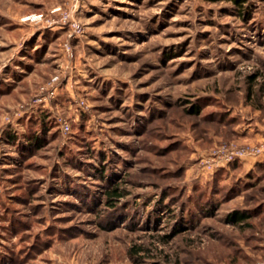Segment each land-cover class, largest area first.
I'll list each match as a JSON object with an SVG mask.
<instances>
[{
    "label": "rangeland",
    "instance_id": "1",
    "mask_svg": "<svg viewBox=\"0 0 264 264\" xmlns=\"http://www.w3.org/2000/svg\"><path fill=\"white\" fill-rule=\"evenodd\" d=\"M263 140L264 0H0V264H264Z\"/></svg>",
    "mask_w": 264,
    "mask_h": 264
},
{
    "label": "built area",
    "instance_id": "2",
    "mask_svg": "<svg viewBox=\"0 0 264 264\" xmlns=\"http://www.w3.org/2000/svg\"><path fill=\"white\" fill-rule=\"evenodd\" d=\"M78 1L79 0H68V3L76 5ZM63 19H68V16H65ZM71 26L75 29L77 27L76 23H72ZM63 129L68 130V125L66 123L63 124ZM209 157V161L204 165L206 170H211V168L217 165H226L227 163L243 159L254 160L255 158H264V140L243 146L225 144L211 152Z\"/></svg>",
    "mask_w": 264,
    "mask_h": 264
},
{
    "label": "trees",
    "instance_id": "3",
    "mask_svg": "<svg viewBox=\"0 0 264 264\" xmlns=\"http://www.w3.org/2000/svg\"><path fill=\"white\" fill-rule=\"evenodd\" d=\"M205 1L212 3L220 2V1L229 2L233 5L234 9L237 10L239 15L243 14V12L245 11V3H247V0H205ZM105 194L108 205H113L112 203H110V201L115 200L116 197H121V194L118 193V190L116 188H110L109 191H107ZM246 218L247 215L234 212L229 217V220L236 223Z\"/></svg>",
    "mask_w": 264,
    "mask_h": 264
},
{
    "label": "crops",
    "instance_id": "4",
    "mask_svg": "<svg viewBox=\"0 0 264 264\" xmlns=\"http://www.w3.org/2000/svg\"><path fill=\"white\" fill-rule=\"evenodd\" d=\"M253 160V159H252ZM253 161H255V160H253Z\"/></svg>",
    "mask_w": 264,
    "mask_h": 264
}]
</instances>
